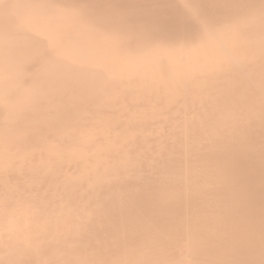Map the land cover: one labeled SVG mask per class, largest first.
Here are the masks:
<instances>
[{"label": "bare ground", "instance_id": "6f19581e", "mask_svg": "<svg viewBox=\"0 0 264 264\" xmlns=\"http://www.w3.org/2000/svg\"><path fill=\"white\" fill-rule=\"evenodd\" d=\"M0 264H264V0H0Z\"/></svg>", "mask_w": 264, "mask_h": 264}]
</instances>
